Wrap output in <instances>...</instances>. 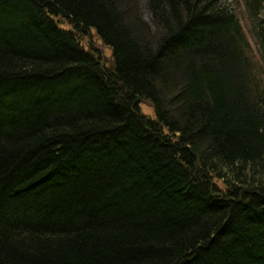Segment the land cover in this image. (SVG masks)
Segmentation results:
<instances>
[{
    "label": "trees",
    "instance_id": "obj_1",
    "mask_svg": "<svg viewBox=\"0 0 264 264\" xmlns=\"http://www.w3.org/2000/svg\"><path fill=\"white\" fill-rule=\"evenodd\" d=\"M241 1L255 63L222 0H0V264H264V0Z\"/></svg>",
    "mask_w": 264,
    "mask_h": 264
},
{
    "label": "rangeland",
    "instance_id": "obj_2",
    "mask_svg": "<svg viewBox=\"0 0 264 264\" xmlns=\"http://www.w3.org/2000/svg\"><path fill=\"white\" fill-rule=\"evenodd\" d=\"M137 2L140 4V11L143 15V18L148 21V14H147V8L145 5V0H137ZM222 3L227 5L232 11H234L239 20L241 25L243 26V30L250 42L252 51L255 56V62H257V51L256 47L254 45V42L251 38V35L248 33V28L251 27L250 24L247 22L246 12L244 11V7L242 5L241 0H222ZM61 26L66 29H70V26L67 25L64 22H60ZM80 45L84 48V50L91 52L99 57V59L102 61V63L108 67L111 68L113 63V56L111 49L106 46L99 38L96 36L95 31L91 30L85 35H81L78 37ZM259 77V76H258ZM140 111L143 115H146L150 118L154 119V112L151 106H149L148 103H142L140 104Z\"/></svg>",
    "mask_w": 264,
    "mask_h": 264
},
{
    "label": "bare ground",
    "instance_id": "obj_3",
    "mask_svg": "<svg viewBox=\"0 0 264 264\" xmlns=\"http://www.w3.org/2000/svg\"><path fill=\"white\" fill-rule=\"evenodd\" d=\"M248 33H249V34L251 35V37H252L250 27L248 28ZM248 58H249L250 62L255 63V56H254V53H253V52L249 53V57H248Z\"/></svg>",
    "mask_w": 264,
    "mask_h": 264
}]
</instances>
